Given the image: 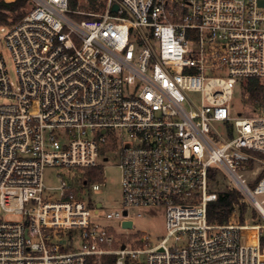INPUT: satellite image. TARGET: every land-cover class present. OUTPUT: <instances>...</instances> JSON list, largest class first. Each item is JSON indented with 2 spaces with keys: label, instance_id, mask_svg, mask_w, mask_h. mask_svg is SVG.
<instances>
[{
  "label": "built area",
  "instance_id": "obj_1",
  "mask_svg": "<svg viewBox=\"0 0 264 264\" xmlns=\"http://www.w3.org/2000/svg\"><path fill=\"white\" fill-rule=\"evenodd\" d=\"M105 1L75 21L68 0H28L0 24L18 77L15 91L0 54V264H264V110L232 108L242 81H264V0ZM109 156L122 208L102 215L104 183L82 169ZM46 168L66 173L47 187ZM231 191L249 206L243 222L234 205L209 223ZM156 208L154 246L119 243L129 211Z\"/></svg>",
  "mask_w": 264,
  "mask_h": 264
},
{
  "label": "rangeland",
  "instance_id": "obj_2",
  "mask_svg": "<svg viewBox=\"0 0 264 264\" xmlns=\"http://www.w3.org/2000/svg\"><path fill=\"white\" fill-rule=\"evenodd\" d=\"M105 0H100V3H105ZM102 8H97L96 11L92 10L86 0H78L75 11L73 14L80 16L81 20L85 18H91L93 15L101 14ZM70 13V10H69ZM6 33L5 29H0V39ZM0 54L4 60L6 71L11 82L13 90H18V77L14 65V61L11 53L7 49L3 39L0 41ZM264 85V81H261ZM9 101L3 97H0V105L7 104ZM232 108L235 113L240 115H254L264 110V101H253L249 94L246 92L244 81L237 87L235 92L234 101L232 103ZM118 161L112 156H109L107 162H101L97 168L82 169L84 172V178L89 182H103L104 185L101 187V194L97 197L103 205L102 215L105 212L118 210L122 208V194L120 185V169L118 168ZM66 173L64 169H52L46 168L44 171V184L47 187L56 186L58 184L57 175ZM101 173V175H100ZM217 184H213V188L216 190L224 191L226 189L227 180L219 177ZM252 188L253 186L250 185ZM240 204L244 205V213L249 207L244 201H239ZM239 208V205H238ZM240 211V208H239ZM243 213V215H244ZM254 210L252 208V214H247L246 223L251 224L254 222L252 219L254 217ZM128 217L132 219L133 226L126 232H123L119 236V243L127 244L131 248L140 249L142 248V243L140 239L142 237H147L149 246H154L164 235V210L161 208L156 209H143V210H131L128 212ZM10 216H5V219H11ZM243 222V219L240 222ZM258 223H264L263 220L257 221ZM254 232L252 231H242L241 241L247 244L254 243ZM145 261V256L139 258V263L143 264Z\"/></svg>",
  "mask_w": 264,
  "mask_h": 264
},
{
  "label": "trees",
  "instance_id": "obj_3",
  "mask_svg": "<svg viewBox=\"0 0 264 264\" xmlns=\"http://www.w3.org/2000/svg\"><path fill=\"white\" fill-rule=\"evenodd\" d=\"M78 0H68L70 13L69 17L75 21H81V17L72 13L75 11ZM90 8L94 11L97 8H104L100 0H86ZM29 10L28 0H0V24H12L19 21ZM246 92L253 101H264V85L257 79H248L244 81ZM210 177L212 175L210 174ZM241 195L237 191L221 192L217 200L208 205L207 220L209 223L224 224L231 215L234 205H239L240 219H243L244 205L240 204ZM264 244V238L261 240ZM89 264H94L90 262ZM98 264H115L114 256L102 257Z\"/></svg>",
  "mask_w": 264,
  "mask_h": 264
},
{
  "label": "water",
  "instance_id": "obj_4",
  "mask_svg": "<svg viewBox=\"0 0 264 264\" xmlns=\"http://www.w3.org/2000/svg\"><path fill=\"white\" fill-rule=\"evenodd\" d=\"M260 5L264 6V1L259 2ZM118 10V5L114 4L111 8V12H116ZM124 215H126V212H123ZM122 227L126 229L132 228V222L131 221H124L122 223Z\"/></svg>",
  "mask_w": 264,
  "mask_h": 264
}]
</instances>
